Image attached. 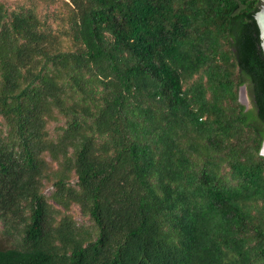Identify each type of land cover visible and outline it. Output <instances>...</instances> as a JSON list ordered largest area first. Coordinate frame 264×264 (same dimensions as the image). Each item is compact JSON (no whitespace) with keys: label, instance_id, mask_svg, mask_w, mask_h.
<instances>
[{"label":"trees","instance_id":"trees-1","mask_svg":"<svg viewBox=\"0 0 264 264\" xmlns=\"http://www.w3.org/2000/svg\"><path fill=\"white\" fill-rule=\"evenodd\" d=\"M260 4L0 0V264H264Z\"/></svg>","mask_w":264,"mask_h":264},{"label":"rangeland","instance_id":"rangeland-1","mask_svg":"<svg viewBox=\"0 0 264 264\" xmlns=\"http://www.w3.org/2000/svg\"><path fill=\"white\" fill-rule=\"evenodd\" d=\"M10 1H14V0H10ZM239 98L242 104H244L247 108L250 107V101L246 92L245 87H242L240 89V94H239ZM55 125L51 124L50 125V130H53V127ZM43 191L48 195L51 191V188L49 185H45ZM71 214L73 215L75 221H77V223L81 224H86L88 225L89 222L84 219L81 214L80 211L78 209V207L73 206L72 210H71ZM11 233H5L3 232V228L2 225L0 224V247H13L15 246L17 243H19L20 239H19V233L16 231H10Z\"/></svg>","mask_w":264,"mask_h":264},{"label":"water","instance_id":"water-1","mask_svg":"<svg viewBox=\"0 0 264 264\" xmlns=\"http://www.w3.org/2000/svg\"><path fill=\"white\" fill-rule=\"evenodd\" d=\"M255 21L259 29L260 46L264 54V0H261L259 10L254 15ZM261 154L264 156V143L261 149Z\"/></svg>","mask_w":264,"mask_h":264}]
</instances>
